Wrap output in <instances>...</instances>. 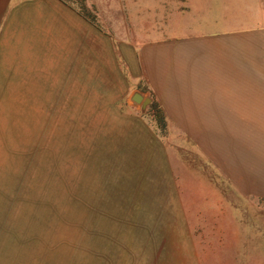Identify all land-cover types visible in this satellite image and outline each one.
Segmentation results:
<instances>
[{
  "label": "rangeland",
  "instance_id": "1",
  "mask_svg": "<svg viewBox=\"0 0 264 264\" xmlns=\"http://www.w3.org/2000/svg\"><path fill=\"white\" fill-rule=\"evenodd\" d=\"M100 1L98 21L110 28L121 15L119 35L137 43L196 34L240 43L248 119L160 129L125 118L118 109L135 111L114 102L111 56L104 70L89 65L72 97L3 98L0 264H144L194 242L264 264V0Z\"/></svg>",
  "mask_w": 264,
  "mask_h": 264
},
{
  "label": "crops",
  "instance_id": "2",
  "mask_svg": "<svg viewBox=\"0 0 264 264\" xmlns=\"http://www.w3.org/2000/svg\"><path fill=\"white\" fill-rule=\"evenodd\" d=\"M101 1L121 7L119 0ZM97 4L0 0V112L3 98L72 97L74 82L89 79V65L101 70L111 56L118 70L114 81L119 77L111 87L114 102L124 100L135 111L118 109L125 118L160 129L240 127L231 123L234 118L242 121L243 113L247 121L248 68L243 66L248 62L240 43L200 34L137 43L119 35L127 32L118 27L121 15L107 20L110 28L102 25L97 9L104 6ZM136 92L151 99L146 107L132 100ZM203 250L194 242L168 260L148 258L143 263L243 264L237 255L209 256Z\"/></svg>",
  "mask_w": 264,
  "mask_h": 264
},
{
  "label": "water",
  "instance_id": "3",
  "mask_svg": "<svg viewBox=\"0 0 264 264\" xmlns=\"http://www.w3.org/2000/svg\"><path fill=\"white\" fill-rule=\"evenodd\" d=\"M132 100L136 103H140L142 107H146L150 103V98H144L140 93L136 92L132 96Z\"/></svg>",
  "mask_w": 264,
  "mask_h": 264
}]
</instances>
